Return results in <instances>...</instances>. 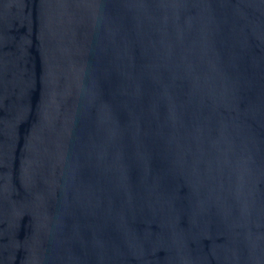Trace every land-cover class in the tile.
<instances>
[{"label":"water","instance_id":"water-1","mask_svg":"<svg viewBox=\"0 0 264 264\" xmlns=\"http://www.w3.org/2000/svg\"><path fill=\"white\" fill-rule=\"evenodd\" d=\"M0 264H264V0H0Z\"/></svg>","mask_w":264,"mask_h":264}]
</instances>
